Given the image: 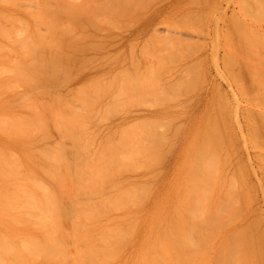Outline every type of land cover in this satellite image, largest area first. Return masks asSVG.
<instances>
[{
  "label": "rangeland",
  "instance_id": "rangeland-1",
  "mask_svg": "<svg viewBox=\"0 0 264 264\" xmlns=\"http://www.w3.org/2000/svg\"><path fill=\"white\" fill-rule=\"evenodd\" d=\"M29 193L54 229L123 231L105 264L165 233L169 264H264V0H0V264H50ZM63 199L108 211L78 231Z\"/></svg>",
  "mask_w": 264,
  "mask_h": 264
},
{
  "label": "bare ground",
  "instance_id": "bare-ground-1",
  "mask_svg": "<svg viewBox=\"0 0 264 264\" xmlns=\"http://www.w3.org/2000/svg\"><path fill=\"white\" fill-rule=\"evenodd\" d=\"M157 32L158 30L155 29ZM47 78V79H45ZM38 79V81L36 80ZM50 78L44 77L41 75L37 76H30L28 80L26 81V84H29L31 86H34L33 83L37 82L40 85L36 86L37 88H44L41 87L42 85L45 86L46 80ZM45 82V84H44ZM48 82V81H47ZM28 106V105H26ZM39 126V127H38ZM39 130H41L42 127L41 124H38ZM37 127H32L29 130L30 135L35 137V133L37 130ZM36 129V130H35ZM21 132L17 131L15 135H20ZM39 136L38 134L36 135ZM41 137V136H40ZM44 139V137H42ZM42 139V140H43ZM30 144H26V147L24 148V157H26V166L28 170H30V184L37 188H42L40 183L37 179V173H41L43 176L49 178L51 180H56L57 178L54 177L52 169H55L56 165L61 166V163L63 162V157L60 156L61 152H58L60 150H53L51 151L50 155H52V158H55L57 162H55L52 159H49L50 157L46 158L42 153H35V150L32 151L33 148L29 147ZM31 148V149H30ZM55 152V153H54ZM64 158L67 157L66 154H64ZM44 156V158H43ZM75 156L79 160L78 152H75ZM75 157V158H76ZM80 157V156H79ZM76 160V162L78 161ZM77 164H79L77 162ZM65 168L67 171H70L71 169V163L66 159L64 163ZM79 169V170H78ZM77 169V176L76 179L78 180L79 184L83 187V183L86 185L88 181L90 183H98L100 179L99 173L94 168H88L84 169L81 167H78ZM41 175V177H42ZM78 177V178H77ZM82 192V191H80ZM81 194V193H80ZM77 194L76 196L80 195ZM49 200H52L51 194L45 193L43 198L37 197L33 194L29 193V204L31 207V211L29 215L32 218H36L37 220L35 223L42 226L41 229L43 233L45 234L44 243L42 244L40 253L33 257V259L37 258H43L47 261V263L50 264H86L87 262H92L93 264H105L108 263L112 253L114 251L113 244L116 243V240L118 238H121L123 236V231H117L118 229H106L104 228L102 230V236L97 237L96 234H92V236L88 238H84L82 233L76 232L69 234L67 231V228L60 222L58 223L59 226L54 229L51 227L52 220L50 219L48 210L43 207L44 203ZM65 199L62 201V209H63V218L67 217L69 212L72 213V224L75 226V228L80 231L83 228V224H91L93 222H97L100 214L102 212L108 211V205L100 203L97 206L92 205H85L78 203L77 205L73 206L74 203L72 202V209L69 211L68 208L71 207V203L69 201L70 207H68V203L65 206L63 204ZM64 202V203H65ZM42 205V206H39ZM65 206V208H64ZM68 210H67V209ZM69 211V212H68ZM97 226V224H96ZM95 226V227H96ZM112 225H109L110 227ZM38 228V226H36ZM90 228V227H89ZM68 238H71L74 242V247L76 250V255L69 260L68 254L65 252V246L63 241H67ZM112 239L114 243L112 242ZM169 242H170V235L169 233H165L162 236H159L156 234L154 242L147 243L144 248L140 250V252L137 255L136 261L134 264H169L170 259V248H169ZM85 251V252H83Z\"/></svg>",
  "mask_w": 264,
  "mask_h": 264
}]
</instances>
